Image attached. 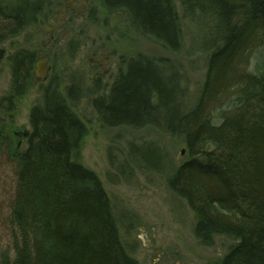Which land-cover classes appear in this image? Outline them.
Returning <instances> with one entry per match:
<instances>
[{
  "label": "trees",
  "instance_id": "obj_1",
  "mask_svg": "<svg viewBox=\"0 0 264 264\" xmlns=\"http://www.w3.org/2000/svg\"><path fill=\"white\" fill-rule=\"evenodd\" d=\"M102 1L107 12L124 13L136 33L165 53L183 48L175 0ZM177 1L194 32L192 46L206 55L195 98L190 101L173 60L137 54L120 58L118 77L92 106L104 126L152 128L180 140L187 156L175 162L156 141L142 138L127 142L121 163L110 149V165L126 178L130 167L162 174L167 188L193 210L192 232L200 244L212 245L215 236L232 241L208 264H264V76L247 70L248 58L264 46V0ZM41 2L0 0V42L33 24ZM34 57L23 49L7 57L11 84L1 99L13 100L8 109L23 95ZM78 88L71 84L68 99ZM230 89L241 103L212 123L218 94ZM179 96L189 104L180 105ZM29 126L26 148L7 163L14 168L13 189L1 191L8 199L11 243L0 264H138L121 242L99 179L72 160L84 126L71 108L46 92L31 108ZM4 145L0 139V152Z\"/></svg>",
  "mask_w": 264,
  "mask_h": 264
},
{
  "label": "rangeland",
  "instance_id": "obj_2",
  "mask_svg": "<svg viewBox=\"0 0 264 264\" xmlns=\"http://www.w3.org/2000/svg\"><path fill=\"white\" fill-rule=\"evenodd\" d=\"M40 6L41 12L33 24L0 42L6 49L0 62V139L5 144L0 152V169L5 172L0 175V254L9 250L11 243L8 199L1 192L13 189L10 186L14 168L7 163H12L11 156L17 157L26 148V138L21 134L30 129V110L41 102L43 94L50 92L51 96L61 97L84 126L72 160L99 179L121 242L138 264H208L221 258L232 241L215 236L212 245L200 244L192 232L193 210L184 198L167 188L162 174L130 167L132 173L126 178L110 165V149L121 163L119 155L125 153L127 142L138 143L142 138L156 141L162 154L166 151L173 161L180 162L187 156L180 140L152 128L104 126L92 106L94 98L108 92L120 58L134 57L139 52L173 60L176 71L185 78L190 101L195 98L204 80L206 55L192 46L196 41L194 32L184 24L178 1L175 0V7L182 26L183 48L176 54H167L141 37L124 13H107L99 0H42ZM21 49L34 53V64L23 95L8 109L13 100L1 99L8 96L11 84L7 57ZM42 62V73L36 76V64ZM247 70L264 76V46L253 52ZM72 83H78V93L68 99L67 90ZM234 89L218 94L217 106L209 114L212 123H219L223 113L241 103Z\"/></svg>",
  "mask_w": 264,
  "mask_h": 264
},
{
  "label": "bare ground",
  "instance_id": "obj_3",
  "mask_svg": "<svg viewBox=\"0 0 264 264\" xmlns=\"http://www.w3.org/2000/svg\"><path fill=\"white\" fill-rule=\"evenodd\" d=\"M99 2H100L101 7L107 12L104 2H103L102 0H99ZM107 13H109V12H107ZM112 13H113V12H112ZM132 29H133V28H132ZM133 30H134V29H133ZM139 54L148 55V54H146V53H144V52H142V53L139 52ZM149 55H150V54H149ZM129 57H133V56H129ZM250 58H251V57L248 58V61H247L248 64H249V59H250ZM119 62H120V60H119ZM118 75H119V66L117 67V71L115 72V77L113 78V80H112V82H111V85H112L113 82L116 80V78L118 77ZM111 85H110V86H111ZM177 102H179L180 105H181L182 103H183L184 105H188V104H189L187 98H186V97L183 98V97H181V96L178 97ZM151 154H153V153H151ZM164 155H166V151L164 152ZM114 156H116V155H114ZM113 217H114V215H113Z\"/></svg>",
  "mask_w": 264,
  "mask_h": 264
},
{
  "label": "water",
  "instance_id": "obj_4",
  "mask_svg": "<svg viewBox=\"0 0 264 264\" xmlns=\"http://www.w3.org/2000/svg\"><path fill=\"white\" fill-rule=\"evenodd\" d=\"M4 52H5L4 48L0 47V60L3 58V56H4ZM38 66H39V65H38ZM41 71H42V66L40 65L39 69L37 70V75H38V76L40 75ZM182 152H183V151H181V153H182Z\"/></svg>",
  "mask_w": 264,
  "mask_h": 264
},
{
  "label": "flooded vegetation",
  "instance_id": "obj_5",
  "mask_svg": "<svg viewBox=\"0 0 264 264\" xmlns=\"http://www.w3.org/2000/svg\"><path fill=\"white\" fill-rule=\"evenodd\" d=\"M43 65H44V63H42V70H43ZM42 73V72H41Z\"/></svg>",
  "mask_w": 264,
  "mask_h": 264
}]
</instances>
